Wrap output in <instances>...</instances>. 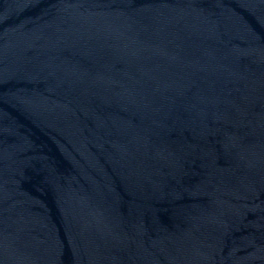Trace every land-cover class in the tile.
<instances>
[{
    "label": "water",
    "instance_id": "1",
    "mask_svg": "<svg viewBox=\"0 0 264 264\" xmlns=\"http://www.w3.org/2000/svg\"><path fill=\"white\" fill-rule=\"evenodd\" d=\"M0 264H264V0H0Z\"/></svg>",
    "mask_w": 264,
    "mask_h": 264
}]
</instances>
